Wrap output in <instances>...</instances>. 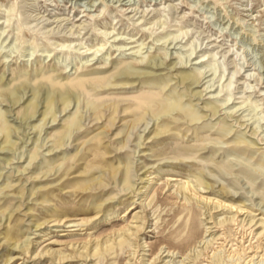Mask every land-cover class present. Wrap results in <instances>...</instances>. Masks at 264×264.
I'll return each instance as SVG.
<instances>
[{"label": "rangeland", "instance_id": "obj_1", "mask_svg": "<svg viewBox=\"0 0 264 264\" xmlns=\"http://www.w3.org/2000/svg\"><path fill=\"white\" fill-rule=\"evenodd\" d=\"M0 147V264H84L42 252L139 218L137 236L86 262L169 249L186 264L201 249L187 264H264V0H0ZM112 166L103 191L84 190ZM197 200L221 204L225 224H205ZM57 216L73 220L45 222ZM210 225L219 237L202 245Z\"/></svg>", "mask_w": 264, "mask_h": 264}, {"label": "bare ground", "instance_id": "obj_2", "mask_svg": "<svg viewBox=\"0 0 264 264\" xmlns=\"http://www.w3.org/2000/svg\"><path fill=\"white\" fill-rule=\"evenodd\" d=\"M152 62V61H151ZM160 64V63H159ZM149 68L153 69V68H158V64L157 62L156 63H151L150 65H148ZM160 67V66H159ZM147 72V71H145ZM138 72L135 71L133 72L132 74H137ZM185 76H190V74H185ZM169 101V104L171 105L170 107L172 108H167L166 110V113H169V111H173L177 105V103H175L174 101ZM66 106H68L69 104V101H65L64 102ZM209 103V102H207ZM63 107V108H64ZM45 115V114H44ZM169 115V114H168ZM45 118V117H44ZM169 129L167 128V125H164V124H156V128L155 129H152L151 131H149L148 133H151L152 136H158V135H161V134H164L166 132H168ZM121 132H123V129H120L118 132H116L115 134H120ZM144 132V131H143ZM140 135V134H139ZM138 136V135H137ZM151 136H147V139L150 138ZM136 138V137H134ZM142 138V137H141ZM126 139V138H125ZM125 139L123 140H117L116 142H114L113 144V149L111 147H108V145H106L104 148L106 149V152L109 153L111 152V150L117 152L119 149H122L124 146H125ZM137 139V138H136ZM140 139V138H139ZM146 139V138H145ZM141 140V139H140ZM139 140V141H140ZM136 141V140H135ZM144 141V140H143ZM8 143H10V141H7ZM139 144V143H138ZM136 144V145H138ZM111 145V144H110ZM140 146V145H139ZM0 148H3V147H0ZM136 152V151H135ZM119 165V164H118ZM112 172H115L114 175H111V176H108L105 177L102 179V177H96L95 180L91 183H87L86 186L84 187V190H93V189H97L99 191H103L105 189V186L108 182V178L109 179H115L116 178V175L118 174L119 171V167L118 166H112ZM105 175V174H104ZM105 179V181H104ZM169 184V183H168ZM178 188H179V193H183V191L185 189H187V185H188V180L187 181H184L183 183L181 184H178ZM210 186L209 185H206L205 188H209ZM204 188V187H203ZM41 198H44V193H41L40 195ZM186 198V196H185ZM188 199V198H187ZM197 202H201L203 203V208L205 209L204 211V215H205V224H210V223H213L214 225H222V224H225L223 223L225 220H226V216H222V217H218L216 216V214L213 213V210L216 209V208H219L221 207L222 205L221 204H213L212 206L209 205L208 203H205L204 201H199L197 200ZM238 210H242V208H236ZM237 210V211H238ZM102 211V207H99L96 212L91 215V216H88L86 218L84 217H81V221H84V222H88L90 221L91 219H95L96 216H98V214ZM239 211V212H240ZM238 213V212H237ZM203 215V216H204ZM235 215V214H234ZM234 215H231L232 217H229L232 219H234ZM227 217V218H228ZM250 217V216H249ZM140 221L138 222V224H135L134 226H129V227H125L123 229V231L120 230V232L118 231L117 232V235L112 239V238H106L104 240H95L93 242H88V243H85V244H82L81 246L77 245L76 247L74 246V244H71L72 246V252H66V251H62L61 249H56V248H52V246H50L49 248H47L45 251L42 252V255H47L49 256L50 259H52L53 261H57L58 263H61V261H68V260H72V258H79L81 259L84 264H88L86 261L87 260H93V259H96V258H99L101 256H104L106 254H111L113 252V249L115 248V246H122L124 244V242H126V240L129 239V237H132V236H137V233H139L138 231L140 229H143L145 228L144 226V220L143 218H139ZM71 220H73L72 218L68 217V216H62V217H54L53 219L51 220H46L45 222L48 224V223H52L50 226H58V225H62V224H67L69 222H71ZM230 220V219H229ZM227 220V221H229ZM242 221V220H241ZM241 221H240V224H241ZM246 221V220H245ZM254 220L251 218L249 219V222L247 223L249 225V228H251L252 226L256 225L257 224V221L256 222H253ZM260 222H263L264 221H261ZM260 222H258L260 224ZM43 224V223H42ZM42 224H39L37 226H40ZM245 224V222H244ZM246 224V225H247ZM213 225V226H214ZM243 225V224H242ZM212 225L210 226H205V233H204V237H203V240L204 241H200L202 243V245L206 242H209L210 240H216V238H218L219 234L215 237L216 234L213 232L212 228H213ZM253 231V230H252ZM251 233V232H250ZM255 233H261V231L259 232H255ZM256 234V235H257ZM211 235V236H210ZM255 235V234H254ZM27 240V239H26ZM144 242H138L136 243L135 245V249L134 251L132 252V258H135L138 257L139 255V251L140 250H143V245ZM210 243V242H209ZM13 248H18L20 249L18 252L20 255H23L24 253H28L30 251V244L29 243L28 245H26V247L22 248V246L20 245H17L16 242H11L10 243ZM206 245V244H205ZM69 248V247H68ZM205 248H207V246L204 247V250ZM195 250V249H194ZM17 251V250H16ZM197 251V250H196ZM202 251L203 250H198L197 252L193 253V255H188L186 256V258H183V260H180L181 263H185L184 260L188 259L190 261H187L186 264L188 262L190 263H193L200 255H202ZM142 255L144 254H141V256L138 258L139 259V263L140 264H158V263H161V264H169L171 261H174V259L176 257L175 256V253L174 251L172 250H169V249H160L152 258L151 260L149 259H145L142 257ZM214 255V254H213ZM212 256V255H211ZM14 258H18V256H14ZM92 258V259H91ZM131 258V259H132ZM19 259V258H18ZM134 259V260H135ZM215 260V259H214ZM213 260V261H214ZM216 262V260H215ZM195 263V262H194ZM91 264H98L97 262H92ZM126 264H134L133 263H126ZM216 264V263H215Z\"/></svg>", "mask_w": 264, "mask_h": 264}]
</instances>
